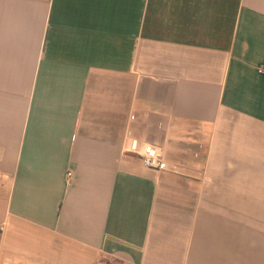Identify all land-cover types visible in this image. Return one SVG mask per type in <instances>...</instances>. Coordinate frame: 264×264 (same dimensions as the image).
I'll return each instance as SVG.
<instances>
[{
	"label": "crops",
	"instance_id": "obj_1",
	"mask_svg": "<svg viewBox=\"0 0 264 264\" xmlns=\"http://www.w3.org/2000/svg\"><path fill=\"white\" fill-rule=\"evenodd\" d=\"M0 264H264V0H0Z\"/></svg>",
	"mask_w": 264,
	"mask_h": 264
},
{
	"label": "built area",
	"instance_id": "obj_2",
	"mask_svg": "<svg viewBox=\"0 0 264 264\" xmlns=\"http://www.w3.org/2000/svg\"><path fill=\"white\" fill-rule=\"evenodd\" d=\"M126 148L128 152L139 154L143 165L148 168L156 170L174 169V166L167 161L161 147L149 142H142L130 130L127 132ZM72 175V172L68 173V180L71 179Z\"/></svg>",
	"mask_w": 264,
	"mask_h": 264
},
{
	"label": "water",
	"instance_id": "obj_3",
	"mask_svg": "<svg viewBox=\"0 0 264 264\" xmlns=\"http://www.w3.org/2000/svg\"><path fill=\"white\" fill-rule=\"evenodd\" d=\"M130 155H132V156H136V157H141L139 154H137V153H133V152H128Z\"/></svg>",
	"mask_w": 264,
	"mask_h": 264
}]
</instances>
